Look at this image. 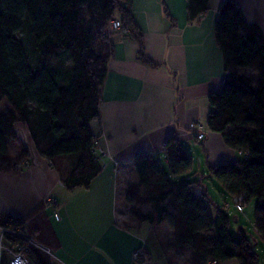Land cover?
I'll list each match as a JSON object with an SVG mask.
<instances>
[{
	"label": "trees",
	"instance_id": "1",
	"mask_svg": "<svg viewBox=\"0 0 264 264\" xmlns=\"http://www.w3.org/2000/svg\"><path fill=\"white\" fill-rule=\"evenodd\" d=\"M187 2L190 23L209 9V0ZM118 15L120 31L136 40L140 58L156 65L146 56L132 0H0V103L9 104L0 112V172L14 170L29 156L26 146L17 157L8 152L6 140L18 138L17 125L26 126L36 151L56 168L68 190L88 188L102 171L90 123L100 118L112 33L107 27ZM215 36L225 77L221 88L208 95L212 109L205 124L241 157L209 165L208 172L231 197L244 194L246 203L257 199L254 225L264 240V35L246 21L235 0H225ZM164 154L166 160L140 153L118 163L116 202L130 205L140 223H167L173 240L166 248L188 254L189 264L230 259L258 264L260 254L246 230L239 227L234 235L230 216L197 190L200 181L184 177L193 157L182 142L170 136ZM0 226L27 231L25 219L9 213H0ZM4 235L14 239L8 231ZM29 256L36 264H48L36 249Z\"/></svg>",
	"mask_w": 264,
	"mask_h": 264
},
{
	"label": "crops",
	"instance_id": "2",
	"mask_svg": "<svg viewBox=\"0 0 264 264\" xmlns=\"http://www.w3.org/2000/svg\"><path fill=\"white\" fill-rule=\"evenodd\" d=\"M224 1L209 0L208 11L190 23L187 0H132L146 56L156 65L140 58L138 43L128 32L111 31L100 118L90 123L98 136L95 153L103 169L88 188L68 190L60 183L59 172L38 154L29 134L23 144L29 150L23 163L29 165L14 166L17 172H0V213L25 219L27 232L41 246L36 251L43 260L45 255L48 264H189L188 254L178 255L171 246L166 248L173 240L167 223H140L130 214V205L116 202L115 167L140 153L165 159L164 144L175 136L191 155L202 160L200 170L184 177L199 180L197 190L207 193L201 179L195 177H208L209 165L241 157L205 124L212 109L208 95L221 88L225 77L215 36L218 10ZM235 1L246 21L260 27L264 35V0ZM245 72L251 73L250 69ZM194 122L203 125L204 140L190 131ZM12 140L21 144L23 139L18 134V138L6 140L9 154L17 157L23 146L17 148ZM48 197L56 199V206L48 205ZM8 241L0 226V242L7 245ZM142 246L148 257L136 262L133 253ZM7 259L0 245V264ZM218 264L240 263L230 259Z\"/></svg>",
	"mask_w": 264,
	"mask_h": 264
},
{
	"label": "rangeland",
	"instance_id": "3",
	"mask_svg": "<svg viewBox=\"0 0 264 264\" xmlns=\"http://www.w3.org/2000/svg\"><path fill=\"white\" fill-rule=\"evenodd\" d=\"M19 36L22 38V40L25 41V37H26L25 33L19 32ZM250 72H251L250 75H252V76L255 75V73H253V70H250ZM254 79H257V75L254 76ZM8 106H9L8 102L6 100H3L0 103V112L4 111L5 108ZM194 123L196 125H201L202 132L206 137V134L204 133L203 125L200 122H194ZM192 124H190V126ZM190 131L194 132V131H192L191 127H190ZM17 133L19 134L20 139L21 140L23 139V142L20 144L18 140H12V141L15 143L17 148H21L24 143L27 144V142H28V139H27L28 130H27L26 126L19 125L17 127ZM194 133H196V132H194ZM196 138L198 139V137H196ZM204 139H198V140H204ZM24 140L25 141L27 140V142H25ZM97 143H98V141L96 142L95 146H97ZM11 149H12V146H11ZM199 149H203L201 145L199 146ZM200 151H203V150H200ZM10 153L13 155L16 154V152H13V151H10ZM192 157L194 158V164H193L190 172L191 171L197 172L198 170H200L199 168L202 165V160H200V158L195 154H192ZM203 162H204V156H203ZM199 164H200V167H199ZM201 172H205V171H201ZM205 174L208 175L207 172ZM195 178L201 179V183L204 185V188L207 189V193H208L209 197L214 202H216L218 204V206L222 207L224 209V211L230 216V218H231V229H232V232L234 233V235H236V236L238 235V228L239 227H242L246 230L247 237L250 240H252L253 245L255 246L256 250L260 254V261L258 264H264V240L261 238V236L257 232L255 225H254V213H255V206L257 204V199H251L248 203L245 202V210L243 212H240L236 209V206L234 205L233 200L235 198L229 196L228 194H226L224 192L223 187L221 186L220 182H218V180H216L214 177H211L209 175H208V177H204V176H202V174L195 177ZM197 189H198V187H197ZM226 202H229V204H230L229 209L225 206ZM54 206H56V202H55ZM137 250L140 251V256H138L135 259L134 253ZM137 250H135L133 253L134 261H136V262L145 261V259H147V257H148L146 252H145V247L142 246V247L138 248ZM43 258L46 259L45 255H43Z\"/></svg>",
	"mask_w": 264,
	"mask_h": 264
},
{
	"label": "built area",
	"instance_id": "4",
	"mask_svg": "<svg viewBox=\"0 0 264 264\" xmlns=\"http://www.w3.org/2000/svg\"><path fill=\"white\" fill-rule=\"evenodd\" d=\"M112 30H122V24L121 20L119 18H114L111 19L108 23L107 27V34L109 35ZM192 131L198 132V139H204L205 135L202 132L201 125H196L193 123L191 126ZM98 140H96L97 142ZM95 142V143H96ZM29 164L28 162H24L22 164H17L16 168H22V167H27ZM235 198L233 200L234 205L236 206V209L240 212H243L245 209V195H239L233 197ZM56 199L53 197H48L47 198V203L48 205H53L55 204ZM225 206L229 209L230 204L229 202L225 203ZM55 218H59V213H54ZM2 227V226H1ZM3 232H10L12 236H14L13 240H9L8 244H4L0 242L1 247L6 251L8 254V259L5 264H36L29 256V251L31 249H39L41 246L33 239V237L30 236V234L22 229V228H17V229H12V230H7L4 227H2ZM47 253H50V250L44 249ZM138 256H140V251L137 250L134 253V258L136 259ZM219 262L216 260H208L206 264H218Z\"/></svg>",
	"mask_w": 264,
	"mask_h": 264
},
{
	"label": "bare ground",
	"instance_id": "5",
	"mask_svg": "<svg viewBox=\"0 0 264 264\" xmlns=\"http://www.w3.org/2000/svg\"><path fill=\"white\" fill-rule=\"evenodd\" d=\"M60 183H62V181H60Z\"/></svg>",
	"mask_w": 264,
	"mask_h": 264
}]
</instances>
